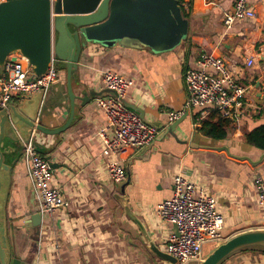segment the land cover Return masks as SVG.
Here are the masks:
<instances>
[{
    "label": "crops",
    "instance_id": "1",
    "mask_svg": "<svg viewBox=\"0 0 264 264\" xmlns=\"http://www.w3.org/2000/svg\"><path fill=\"white\" fill-rule=\"evenodd\" d=\"M133 1H129L130 8L125 5L115 23L107 25V34L97 35L83 47L71 82L76 98L68 128L53 135L38 134L41 154L59 165L53 168V182L71 202L69 209L42 216L39 240L24 225L30 211H38V202L23 140L19 144L8 137L4 140L5 147L15 148L5 155L11 165L8 237L12 256L23 264H155L151 255H156L149 251L128 209L164 250L175 229L156 215L155 208L173 196L172 178L177 173L203 183L217 196L218 210L225 219L224 242L239 233L264 229V208L257 204L252 181L257 173L264 180V159L254 163L264 151L245 138L264 125V2L257 4L256 20L237 21L227 28L223 19L234 11L235 0H181L155 13L154 7L145 15L150 22L144 25L139 16L143 9ZM154 14L159 18H153ZM201 51L225 59L234 76L248 87L252 111L234 118L226 138L215 139L198 131L196 117L204 108H193L174 134L156 137L152 147L127 151L128 178L114 183L97 137L107 118L96 100L111 95L104 86L103 72L113 70L132 78L126 102L142 109L146 121L167 126V112L184 109L187 86L183 74L187 67L195 66ZM257 54V62L247 65ZM58 67L59 77L45 93L37 119L49 130L65 126L71 118L67 69L64 64ZM21 96L10 102L18 103ZM216 246L205 244L203 258ZM220 264H264V245L238 249Z\"/></svg>",
    "mask_w": 264,
    "mask_h": 264
},
{
    "label": "built area",
    "instance_id": "2",
    "mask_svg": "<svg viewBox=\"0 0 264 264\" xmlns=\"http://www.w3.org/2000/svg\"><path fill=\"white\" fill-rule=\"evenodd\" d=\"M51 1L54 3L56 0ZM263 2L264 0H235L234 11L225 15L224 25L228 28L237 21L256 20L257 4ZM258 57L259 54L251 56L247 65H254ZM183 76L187 86L184 109L168 111V124L195 107L204 108L196 117V126L212 109L218 110L222 117L232 122L235 117L249 114L253 109L247 99L248 87L239 82L220 55L201 51L195 60V66L187 67ZM58 77L59 67L55 60L44 75L38 76L29 66L27 57L19 52L12 53L8 56L4 69H0V106H7L17 95H31L40 91L46 93ZM102 80L111 95L96 100L107 118V124L99 129L97 137L103 144L102 154L107 158L110 179L114 183H122L128 178L124 154L150 145L160 131L126 105L128 90L134 84L132 78L113 70H105ZM262 111L264 112V106ZM23 154L38 202V212L44 216L69 209V198L53 182L54 169L50 161L38 151L33 138L24 142ZM252 181L256 187L257 204L264 208L263 177L257 173ZM172 183L173 196L155 208L156 215L164 223L176 226L178 230V235L171 232L164 251L177 259L176 264L199 263L203 259L205 244L219 245L225 239V219L218 210V198L209 193L203 183L187 178L184 173L175 174Z\"/></svg>",
    "mask_w": 264,
    "mask_h": 264
},
{
    "label": "water",
    "instance_id": "3",
    "mask_svg": "<svg viewBox=\"0 0 264 264\" xmlns=\"http://www.w3.org/2000/svg\"><path fill=\"white\" fill-rule=\"evenodd\" d=\"M130 0H6L0 2V69L3 70L8 56L19 52L29 60V66L38 75H44L53 60L56 64L65 65L67 69V86L71 101V118L59 128L49 130L37 123L41 113V103L45 93L40 91L31 95H22L18 103L9 102L0 106V264H23L21 259L12 256L6 217V201L10 187L11 165L6 162L5 155L14 151L13 147H5V138L16 143L30 138L41 151L43 144L38 137L40 132L47 135L57 134L68 128L75 112L76 95L72 89L73 72L83 47L97 35L107 34V25L115 23L120 12ZM181 0H134L133 2L144 10L152 5L155 10H167ZM112 22H111V21ZM59 63V64H58ZM132 110L144 118L142 109L127 103ZM182 117L165 126L164 122H148L156 126L161 134L157 139L174 134L177 126L187 117ZM164 128V129H163ZM24 146V145H23ZM152 147V144L149 145ZM41 153V152H40ZM46 157V156H45ZM53 168L59 167L46 157ZM264 159L261 155L259 163ZM34 197L35 191H34ZM126 205V209H127ZM129 215L140 227L148 242V249L159 259L176 264L177 259L159 248L148 236L141 221L129 212ZM24 225L34 229L42 226L43 217L40 212L32 210L26 216ZM178 235L177 227L174 226ZM264 245V229L239 233L225 242L217 245L199 264H220L234 251L249 245Z\"/></svg>",
    "mask_w": 264,
    "mask_h": 264
},
{
    "label": "trees",
    "instance_id": "4",
    "mask_svg": "<svg viewBox=\"0 0 264 264\" xmlns=\"http://www.w3.org/2000/svg\"><path fill=\"white\" fill-rule=\"evenodd\" d=\"M231 125L230 119L222 117L218 110L212 109L206 118L200 121L198 131L211 138L224 139L228 136ZM245 138L249 144L264 151V125L248 132Z\"/></svg>",
    "mask_w": 264,
    "mask_h": 264
},
{
    "label": "rangeland",
    "instance_id": "5",
    "mask_svg": "<svg viewBox=\"0 0 264 264\" xmlns=\"http://www.w3.org/2000/svg\"><path fill=\"white\" fill-rule=\"evenodd\" d=\"M127 6L130 8V4H129V1H128V4ZM127 7V8H128ZM128 8V9H129ZM154 10L153 7H150V6H145L144 7V10H143V14L142 15H139L140 16V23L141 25H144V24H147L149 23L150 21L148 19H146V14L147 15H150L152 13V11ZM159 10H154V13L157 12ZM151 12V13H150ZM153 18H159V17H155V14L153 16ZM165 19H168L167 17ZM171 19V18H170ZM59 64V63H58ZM61 65V64H59ZM32 235L37 239L39 240V237H40V234H41V228L38 227V228H34V229H30ZM129 236V234H127ZM131 238H133V236H131ZM145 253H148L146 250H145ZM152 259L154 260L155 264H164L160 259H158L156 256H153L151 255ZM194 263V262H193ZM192 264V263H191Z\"/></svg>",
    "mask_w": 264,
    "mask_h": 264
}]
</instances>
